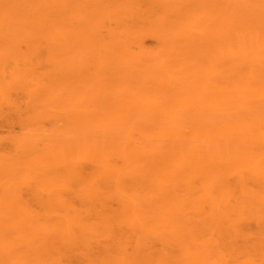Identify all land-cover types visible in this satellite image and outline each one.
<instances>
[{"label":"bare ground","instance_id":"obj_1","mask_svg":"<svg viewBox=\"0 0 264 264\" xmlns=\"http://www.w3.org/2000/svg\"><path fill=\"white\" fill-rule=\"evenodd\" d=\"M9 111L0 264H264V0H0Z\"/></svg>","mask_w":264,"mask_h":264},{"label":"rangeland","instance_id":"obj_2","mask_svg":"<svg viewBox=\"0 0 264 264\" xmlns=\"http://www.w3.org/2000/svg\"><path fill=\"white\" fill-rule=\"evenodd\" d=\"M144 39V45L146 46V47H148V48H156V46L159 44V42H158V39L157 38H154V36H145V38H143ZM19 46H21L20 47V51L22 52V54H23V52H24V58H30V56H28V55H31V57H33L35 54H33L34 52L31 50V52H29L28 53V51H30V47H28L25 43L24 44H22L21 43V45L19 44ZM19 46H18V49H19ZM23 46V47H22ZM27 46V47H26ZM24 48H28L27 49V52H26V49H24ZM136 48V47H135ZM23 50V51H22ZM25 50V51H24ZM20 51H19V53H20ZM44 49L41 51L42 52V54L40 55V54H38L39 56H42L43 54H44ZM27 54H26V53ZM46 52V51H45ZM22 54H19L20 56L22 55ZM33 54V55H32ZM25 55H27L26 57H25ZM45 55L47 56V52L45 53ZM45 55H44V59H42V58H40L39 56V59L43 62L42 63V66H44L43 64H46L47 62H44V60L46 59L45 58ZM43 57V56H42ZM45 61H47V60H45ZM45 66H47V64L45 65ZM44 66V67H45ZM44 67H43V69H44ZM47 68V67H46ZM102 89V88H101ZM105 89V88H104ZM12 113H15V112H13V111H9V114H8V112H7V116H9V115H11L10 117H11V120H10V117H8L7 118V116H4V114H6V113H4V112H2V113H0V139H1V141L3 142L2 144H4L5 143V145H3L4 147L6 146H8L7 148L5 147V149L6 150H8V151H10L11 150V144L10 143H12V139L15 137V136H17V138L20 136V135H22V134H26V132L28 131L27 130V128L25 127V126H27V125H25L26 123H24V122H22L21 123V118L22 117H20L19 115H15V114H12ZM4 116V117H3ZM14 117V118H13ZM18 117V118H17ZM56 118V117H55ZM50 118L49 117V119L48 118H43L42 119V121H43V123H42V125H41V123H40V125L42 126L41 128H40V126L38 125V127H36V128H39L40 130L42 129V130H44V132H45V134L44 133H42V135L44 134V136L46 135L47 136V139H48V137H49V139L48 140H53V142H54V139H56V138H58L59 137V143H60V141H61V143H60V145L62 144V140L64 139L65 140V138H66V140L65 141H67L68 140V143H69V141L72 139V137H73V130H70V124L67 126V124H68V122H67V120H66V122H67V124H66V122H63L62 120L64 119L65 120V118H63V119H61L60 121H59V119H60V117H59V119L58 118ZM4 119H6L5 121H4ZM9 119V120H8ZM48 119V120H47ZM51 119H53V120H51ZM19 120V121H18ZM55 120V121H54ZM57 120H58V122H57ZM23 121V120H22ZM24 123V124H23ZM34 127V125H33V127L32 128H35ZM25 128H26V130H25ZM40 130H39V132H40ZM41 130V131H42ZM26 131V132H25ZM69 136H70V138H69ZM13 137V138H12ZM11 138V142L9 141V139ZM16 138V137H15ZM14 138V139H15ZM51 138H53V139H51ZM5 140H7L8 142L6 143V141ZM64 140H63V142H64ZM55 142H57L56 140H55ZM66 143V142H65ZM24 188V187H23ZM26 188V187H25ZM23 189V192H26V189ZM253 222V221H252ZM251 222V223H252ZM250 223V224H251ZM253 223H255V222H253ZM253 223H252V225H253ZM256 224V223H255ZM253 225V227H252V225H251V227H249V230H250V233H251V231L252 232H254L253 231V229L254 230H258V229H256L254 226H256V225ZM251 228V229H250ZM255 231V232H256ZM252 234V233H251ZM253 235V234H252Z\"/></svg>","mask_w":264,"mask_h":264}]
</instances>
